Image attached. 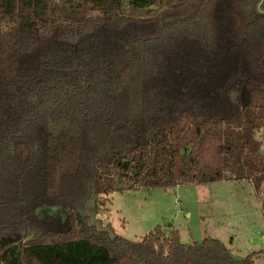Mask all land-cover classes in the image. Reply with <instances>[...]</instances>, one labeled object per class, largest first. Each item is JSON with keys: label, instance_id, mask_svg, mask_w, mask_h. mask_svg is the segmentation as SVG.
<instances>
[{"label": "trees", "instance_id": "1", "mask_svg": "<svg viewBox=\"0 0 264 264\" xmlns=\"http://www.w3.org/2000/svg\"><path fill=\"white\" fill-rule=\"evenodd\" d=\"M220 181L251 183L264 214V0H0V264H256L84 214Z\"/></svg>", "mask_w": 264, "mask_h": 264}, {"label": "rangeland", "instance_id": "2", "mask_svg": "<svg viewBox=\"0 0 264 264\" xmlns=\"http://www.w3.org/2000/svg\"><path fill=\"white\" fill-rule=\"evenodd\" d=\"M257 8L262 11L260 4ZM84 214L89 224L110 236L140 240L160 225L167 233L178 230L185 246L213 237L235 257L253 253L255 263L264 264V214L260 198L247 181L97 194L87 200Z\"/></svg>", "mask_w": 264, "mask_h": 264}, {"label": "water", "instance_id": "3", "mask_svg": "<svg viewBox=\"0 0 264 264\" xmlns=\"http://www.w3.org/2000/svg\"><path fill=\"white\" fill-rule=\"evenodd\" d=\"M249 98H250L249 91L246 88H243L241 91L242 102L244 104H247L249 102ZM54 211L63 212V208L56 207V208L43 209L27 217L26 220L24 221V232L28 233L33 223L38 222L41 216L47 214L48 212H54ZM62 218L63 220H66L68 217L65 213H62Z\"/></svg>", "mask_w": 264, "mask_h": 264}]
</instances>
